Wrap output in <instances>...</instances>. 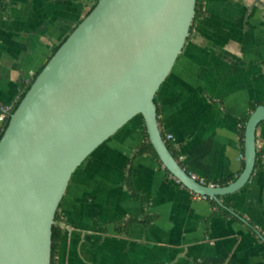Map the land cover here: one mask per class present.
Instances as JSON below:
<instances>
[{
  "label": "crops",
  "instance_id": "0c3cea01",
  "mask_svg": "<svg viewBox=\"0 0 264 264\" xmlns=\"http://www.w3.org/2000/svg\"><path fill=\"white\" fill-rule=\"evenodd\" d=\"M98 0H5L0 14V102L14 105ZM199 11L155 101L159 127L192 174L220 185L243 170L241 122L264 104V0H198ZM4 123L0 120V132ZM137 115L72 174L58 207V264H264V156L229 215L169 172ZM264 149V121L256 131ZM133 159V160H132ZM133 186L147 203L131 193ZM147 216L150 221L146 224ZM134 219L127 230L116 227Z\"/></svg>",
  "mask_w": 264,
  "mask_h": 264
},
{
  "label": "water",
  "instance_id": "95a60500",
  "mask_svg": "<svg viewBox=\"0 0 264 264\" xmlns=\"http://www.w3.org/2000/svg\"><path fill=\"white\" fill-rule=\"evenodd\" d=\"M197 0H98L49 58L0 138V264H51L52 227L82 162L137 115L166 169L216 200L242 188L257 160L264 104L245 127L244 167L226 185L193 179L159 127L157 92L182 52Z\"/></svg>",
  "mask_w": 264,
  "mask_h": 264
},
{
  "label": "trees",
  "instance_id": "16d2710c",
  "mask_svg": "<svg viewBox=\"0 0 264 264\" xmlns=\"http://www.w3.org/2000/svg\"><path fill=\"white\" fill-rule=\"evenodd\" d=\"M4 6H5V0H0V14L1 12L3 11L4 9ZM95 6V4L91 7V9ZM90 9V11H91ZM89 11V12H90ZM198 11H199V1L197 0V5H196V15L198 14ZM88 12V13H89ZM59 46L55 47L54 48V51L52 53V55L54 54V52L58 49ZM43 68V67H42ZM41 68V69H42ZM41 71V70H40ZM39 71V72H40ZM38 72V73H39ZM37 73V74H38ZM37 76V75H36ZM35 76V77H36ZM35 77L33 78H30V79H27L25 80L23 83H22V91H21V94L18 98V100L16 101V103L13 105L14 106V109L17 107V105L20 103V101L22 100V98L24 97L25 93L27 92V90L29 89L30 85L32 84V82L34 81ZM262 103H254L252 104V111ZM141 116V115H140ZM249 116L248 115L245 119L242 120L241 122V128H240V137H241V143H242V146L244 148V137H245V127H246V123H247V120L249 119ZM142 117V116H141ZM8 120L9 119H6V121L4 122V125L2 127V130L0 132V138L2 137L3 133H4V130L7 126V123H8ZM142 121H143V125H142V133L144 135V141L137 147L135 153H134V156L133 157H136L138 155H141V154H144V153H152L161 163V159L159 157V154L157 153V151L155 150L153 144L150 142V139H149V135H148V132H147V129H146V126H145V123H144V120H143V117H142ZM164 135V134H163ZM165 137V136H164ZM167 144H168V147L170 149V151L172 152V154L178 159L179 156H178V153L177 151L175 150V148L173 147V145L167 141ZM244 151V149H243ZM258 156H264V149L262 148H257V157ZM133 160V159H132ZM244 163L245 161L243 160L242 162V168L244 167ZM168 170V169H167ZM169 171V170H168ZM170 172V171H169ZM238 176V175H237ZM237 176H234L232 179L235 180L237 178ZM230 182V179L227 180V181H222L220 182L219 184L220 185H226ZM128 183H129V186H130V189H131V193L133 196L139 198L142 200V202L144 203V206H146V199L144 198V195L142 193H140L134 186H133V183H132V180H131V166H130V169H129V172H128ZM182 183V182H181ZM207 198L210 200V202L212 203L213 207L216 209L214 210L216 212V214H220V215H229V211L226 209V207L224 205H221V203L219 202V200H216L214 198H211V197H208ZM220 198V197H219ZM55 224L53 225L52 227V241H51V246H52V251H51V264H58V260H57V255H58V252H59V247H60V243H61V240H62V237L64 235V228L61 226V224L59 223V220H60V217L58 215V211L56 213V217H55ZM134 221V219H127L126 221H124L123 224L121 225H118L116 227V230L118 232H121L123 230H127V228L130 226V224ZM144 223H148L150 221V217L147 216L144 220H142Z\"/></svg>",
  "mask_w": 264,
  "mask_h": 264
},
{
  "label": "built area",
  "instance_id": "2783aa9c",
  "mask_svg": "<svg viewBox=\"0 0 264 264\" xmlns=\"http://www.w3.org/2000/svg\"><path fill=\"white\" fill-rule=\"evenodd\" d=\"M13 111H14V106H13V105H6V104H3V103L0 102V120H1L3 123L6 121V119H9L10 114H11ZM172 138H173V135H172V134H166V135H165V140H166V141H169V140H171ZM182 159H183V157L180 156L177 160L181 163V162H182ZM190 175H191V177H192L193 179H196L197 181H199V182L202 183V184H206V185H209V186H214V185H216V184H214V183H211V182L206 181L205 178L200 177V176H198V175H196V174H192V173H190ZM201 196H203V197H205V198L207 197V196H205V195H201Z\"/></svg>",
  "mask_w": 264,
  "mask_h": 264
}]
</instances>
